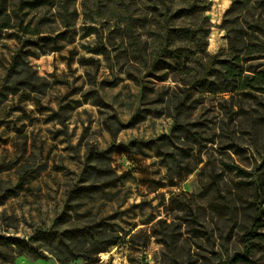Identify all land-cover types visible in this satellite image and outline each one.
Listing matches in <instances>:
<instances>
[{
	"label": "rangeland",
	"instance_id": "374dc122",
	"mask_svg": "<svg viewBox=\"0 0 264 264\" xmlns=\"http://www.w3.org/2000/svg\"><path fill=\"white\" fill-rule=\"evenodd\" d=\"M50 1L0 5V90L15 89L0 95V237L44 246L34 255L0 245V264H264V242H243L253 204L264 206V93L261 104L207 93L190 118L213 141L190 149L172 137L168 148L190 149L202 162L189 173L183 163L166 164L152 147L140 149L170 135L165 102L178 82L172 73L152 78L134 50V40L153 29L144 25L151 3ZM211 1L207 50L215 54L227 50L220 24L232 0ZM15 54L21 63L10 73ZM261 63L264 57L252 64ZM141 82L154 90L147 103ZM224 161L244 173L222 171ZM82 227L117 234L121 243L88 263L89 245L72 254L63 241Z\"/></svg>",
	"mask_w": 264,
	"mask_h": 264
},
{
	"label": "trees",
	"instance_id": "16d2710c",
	"mask_svg": "<svg viewBox=\"0 0 264 264\" xmlns=\"http://www.w3.org/2000/svg\"><path fill=\"white\" fill-rule=\"evenodd\" d=\"M6 1L0 0V5ZM148 1L151 3V10L149 9V14L144 16V25L147 23L153 26V29L149 30L148 37L150 42L157 44L158 50L155 55L154 51H148V37L142 39L141 36L140 41L134 40V50L137 51L136 53L140 50V63L144 65L146 72L152 78L163 81L172 73V79L178 82L170 95L166 97L165 102V108L173 118L170 135H161L155 140L140 142V149L144 146L152 147L155 154L160 156L166 164L170 161L177 165L183 163L185 172L189 173L202 162L194 154L189 153L190 149L197 144H202L203 141H213L211 137L203 135L205 131L201 127L202 122L191 121L190 118L196 104L207 93L221 94L222 97L225 94H230V97L237 94L245 100L254 98L261 104L256 98L260 93H264V66L260 68L252 63L253 59L264 57V0H232L220 24V27L226 31L227 50L215 54H210L207 50V36L211 22L206 12L210 10L211 0ZM19 2L30 7H47L51 4L50 0H19ZM257 10L259 12H255ZM7 24L3 25L7 27ZM255 38H259L258 43L254 40ZM20 63L18 54L12 56L9 72L15 73ZM141 83L142 102L147 103L148 91L154 92V90L145 83ZM179 90L181 94L178 93ZM8 92L13 93L15 89L7 88L5 92L1 89L0 95ZM156 95L159 96V94ZM160 96L157 101L162 103L164 95ZM261 105L264 106V104ZM144 112L145 110L140 108V120L146 117ZM172 137L182 138V141L191 145V148L184 150L182 154L168 150L173 146ZM95 157L101 162L106 156L101 152ZM186 158L189 160H185ZM191 159L193 160L190 161ZM223 166L222 171L235 169L238 173H244L243 168L235 163L224 161ZM95 170L104 172L98 167ZM218 176L220 174H211L213 180H217ZM253 176L251 181L257 185L259 174ZM254 189L261 195L258 186ZM260 202L253 204L250 229L245 234L243 242L246 241V237L264 242V232L259 230L264 224V206H261ZM63 237L66 246L72 247L70 253L81 252L85 245H89L95 257L85 258L88 263H96L99 260L96 254L106 251L110 246L120 244L122 239L117 234H108L106 230L87 227L71 229L64 233ZM0 238L1 246L15 247L20 252L38 255L44 248L42 245L31 242L32 238L27 240L17 236Z\"/></svg>",
	"mask_w": 264,
	"mask_h": 264
}]
</instances>
